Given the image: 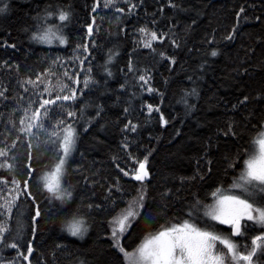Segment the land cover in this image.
<instances>
[{"label": "snow or ice", "instance_id": "1", "mask_svg": "<svg viewBox=\"0 0 264 264\" xmlns=\"http://www.w3.org/2000/svg\"><path fill=\"white\" fill-rule=\"evenodd\" d=\"M143 3L144 0H139V4ZM139 4L133 0H93L91 13L94 15L91 16V22L86 25V38L75 44L72 57L65 60L58 56L51 60L43 73H37L35 79L27 78L19 81L25 93L29 92L28 86H31L32 96L23 106L18 105L7 113L0 111V121L4 122L5 127V132H0V137H3L0 143L5 144L4 147H0V173L6 172L11 176L9 180L0 174V264H31L30 257L36 251L34 242L37 223L42 215L38 194H44L50 205L54 202L58 203L59 210L64 214L61 220V232L76 240H84L90 231L91 224L87 213L102 210L105 204L115 208L117 200H123L125 207L107 221L110 230L108 237L111 240L110 247L114 249V264H264V116L253 123V114L249 113L242 121L241 131H237L238 125L235 120L228 122L224 129H218L217 135L231 136L238 141L235 151L231 155L224 156V175L231 177L227 187L220 182L208 190L204 198L198 193H193L192 200L182 209V216L179 218L174 216L171 220L160 223L131 248L122 243V240L130 234L133 225L139 219L151 229L153 219L147 207L149 185L146 183L151 178L148 168L151 151H148L142 159L134 157L129 151L135 140L133 134H138L139 123L130 118L126 119L121 128L123 137L120 143V148L127 158L135 160L138 166L125 170L118 163L117 155L111 158L112 163L124 177L137 182L133 185L134 195L125 199L126 189L121 184L120 178L116 177L105 189L104 204L97 203L92 198L85 203L82 195L77 196V186L67 182L66 178L69 175L79 173L82 179L78 183L91 189L92 196H95L96 185L100 181L93 177L100 176V170L97 169L91 173V176L88 175V169L84 168L82 163H78L76 157L79 156L81 161L87 159L86 153L80 147L83 140L88 136L96 139L95 134L107 131L112 123L106 112L109 105L101 102L100 98L111 95L108 81L114 78V73L110 65L116 63L120 51L116 45L108 48L104 63L93 65L94 52L101 47L96 40L101 30L97 19L107 20L109 28L114 26L117 29L118 36L125 32V22L135 13ZM122 5H126L127 10ZM167 6L178 12L186 11L176 0H168ZM11 10L10 0H0V18L6 20ZM105 10L111 15L102 14ZM163 11L161 7L159 12L163 13ZM243 13L245 8L241 7L236 13L237 24L225 37L226 40H233L240 19H247L242 17ZM73 19L71 2L49 0L43 9H38L35 15L29 17L30 23L22 30L31 43L51 47L56 42L58 46L67 47L70 37L65 30ZM255 19L259 21L261 18ZM156 23L153 18L152 24ZM136 33L138 35L133 41L134 46L150 49L154 53L156 49L153 42L159 40L163 43L166 37L173 47H180L175 33L169 35L161 32L158 35L156 30L147 25L139 26ZM109 35H112L110 31ZM213 42L214 37L208 40L209 44ZM5 46L16 48L15 44ZM206 54L215 58L220 53L216 48H212ZM158 55L171 65L176 64L174 55L168 56L164 52H159ZM7 63L4 61L0 67ZM208 63L205 60L199 65L201 74L205 72ZM125 68V82L120 83L116 95V103H120L123 99L125 117L134 110L131 101L136 98L137 87L141 93L145 90L149 94L156 93L161 96V103L163 102V93L150 86L152 78L150 68L134 63L131 54ZM120 71L125 73V69ZM244 72L246 73L247 69H244ZM127 74L131 75L132 80L130 92ZM97 75L103 79H97ZM188 79L192 81L193 87L182 89V94L177 100V103L183 105L186 115L196 111L201 98L193 76H189ZM7 91V88L0 86V99L9 98L6 96ZM125 92H128L126 99L122 95ZM256 98L264 99L260 95ZM20 99L24 100V97L21 96ZM248 100L247 95L243 96L237 103L231 105V110L238 111L241 105L246 107ZM146 108L150 122L151 114L159 113L160 108L152 104H147ZM17 112L21 114L17 116ZM159 120L161 125L169 123L163 114L160 115ZM13 130L17 135L9 145L6 143L8 135L5 133L10 134ZM18 142L26 143L27 146L26 159L23 162L24 172L19 177L16 175L14 163L17 161V154L12 151L17 147ZM211 146L212 141L209 138L208 147ZM34 152L37 157L43 156L51 161L39 172L33 163ZM204 156H207V152ZM96 163L93 161V165ZM207 164L209 165L207 172L211 173L212 161L207 160ZM197 177L201 181L205 178L204 174L198 171L191 178L182 177L181 185ZM34 187L35 191H33ZM113 189L115 193L120 194L119 197L115 196ZM179 191L180 189H177V194ZM162 195L167 199L173 193L171 189H167ZM28 202L33 212L28 217L31 221L30 225L21 207V203ZM85 209L86 212L83 211ZM217 225L226 226L229 233L225 235ZM29 227L31 239L25 241ZM61 249L65 250V255L74 256L69 264H89L86 256L70 253L67 251L68 245L60 243H57L55 250L50 253L53 264H57L56 254ZM8 250H13L14 254ZM41 264H45L43 256Z\"/></svg>", "mask_w": 264, "mask_h": 264}, {"label": "trees", "instance_id": "2", "mask_svg": "<svg viewBox=\"0 0 264 264\" xmlns=\"http://www.w3.org/2000/svg\"><path fill=\"white\" fill-rule=\"evenodd\" d=\"M48 2L49 0H10L12 9L10 15L6 20L0 18V65H3L4 61L8 62L7 65L0 67V86L8 89L6 96L9 97L7 100L0 99V111L7 113L18 105L23 106L32 96V89L28 86L29 92L25 93L19 81L27 78L35 79L36 74L43 73L51 60L58 56L68 60L73 55L75 44L86 38V25L91 22V16L94 15L91 13L93 0H64L71 2L74 11V19L65 30L70 37L69 45L62 47L54 42L49 47L31 43L22 29L30 23L29 17L35 15L38 9H43ZM133 2L139 4V0ZM176 2L186 11L178 12L169 8L168 0H144V3L139 4L135 13L126 20L125 32L118 36L117 29L114 26L109 28L107 20L97 19L101 30L96 40L101 47L94 52L93 65L104 63L108 48L116 45L120 51L116 63L110 65L114 73V78L108 81L111 95L100 98L101 102L109 105L106 112L112 123L107 131L96 133V139L88 136L83 140L80 147L86 153L87 159L81 161L79 156L76 157L77 162L88 169V175L91 176L92 172L100 170V176L93 177L100 181L96 185L95 196H92L91 189L78 183L82 179L79 173H73L66 178L67 182L77 186V196L82 195L85 203L92 198L95 202L104 204L105 189L116 177L120 178L121 184L126 189L125 199L134 195L133 185L137 182L124 177L112 163L111 158L117 155L118 163L125 170L138 166L135 160L127 158L120 148V143L123 137L121 128L126 119L130 118L139 123L138 134H133L135 140L129 151L140 159L151 151L148 163L151 178L146 183L149 185L147 207L153 219L151 229L145 226L143 220H137L130 234L122 240V243L129 248L139 243L149 230H154L160 223L171 220L174 216L177 218L182 216V209L192 200L193 193H198L204 198L205 193L220 182L227 187L231 177L224 175V156L231 155L235 151L238 141L231 136L217 135L218 129H224L228 122L235 120L238 125L237 131H241L242 121L249 113L253 114V123L264 116V99L256 98L258 95L264 97V0H176ZM122 6L127 10L126 5ZM161 7L164 9L163 13L159 12ZM241 7L245 8L242 17L247 19L241 18L235 38L226 40L225 37L237 24L236 13ZM102 14L111 15L107 10ZM256 17L261 19L258 21ZM153 18L157 21L154 25ZM143 25L156 30L158 35L161 32L169 35L175 33L180 47H173L167 37L163 43L159 40L153 42L155 53L150 49L134 46L133 41L138 35L136 29ZM109 31L112 35H109ZM213 37L214 42L209 44L208 40ZM6 44H15L16 48L6 47ZM212 48H216L220 53L215 58L206 54ZM253 49L254 51H251ZM159 52H164L168 56L174 55L176 64L171 65L167 60L161 59ZM129 54L134 63L151 69L150 86L163 93V102L161 103V96L156 93L149 94L146 90L141 93L137 87L136 98L131 101L134 110L125 117L123 99L120 103H116V95L120 83L125 82V66ZM205 60L209 63L205 72L201 74L199 65ZM120 69H125V73ZM244 69H247L246 73ZM127 75L130 92L132 80L131 75ZM189 76H193L201 98L196 111L186 115L183 105L177 103V100L182 94V89L193 87L192 81L188 79ZM97 79L102 80L103 77L97 75ZM122 95L126 99L128 92ZM245 95L249 97L247 106L241 105L238 111H232L231 105ZM21 96L24 100L20 99ZM190 102L195 101L190 100ZM147 104L160 108L159 113L151 114L150 122L147 117ZM20 114L16 113L17 116ZM161 114L169 121L167 125H161L159 120ZM0 132H5L3 121H0ZM5 134L8 135L6 143L10 145L17 133L13 130L10 134ZM209 138L212 141L211 148L208 147ZM0 140H3V137H0ZM4 146V143H0V147ZM12 151L17 154V161L14 163L16 175L19 177L24 172L26 143L18 142L17 147ZM205 152H207L206 157ZM207 160L212 161L211 173L207 172L209 167ZM93 161L97 163L93 165ZM33 163L39 172L51 161L43 156L37 157L34 152ZM198 171L204 174L203 181L197 177L181 185L182 177L191 178ZM0 174L11 179L6 172ZM167 189H171L173 195L166 199L162 194ZM177 189H180L178 194ZM113 191L115 196L119 197L120 194L115 193L114 189ZM37 198L42 215L37 223L34 242L36 251L30 257L31 264H41L42 256L45 264H53L50 253L55 250L57 243L67 244V251L70 253L86 256L89 264H114V249L110 247L111 240L108 238L110 230L107 221L125 207L123 200L118 199L115 208L105 204L104 209L87 213L91 224L90 231L84 240H76L61 232V220L64 214L59 210L58 203L54 202L50 205L44 194H38ZM29 205L30 202L21 203L25 219L30 225L31 221L28 217L33 212ZM201 225L203 226V222ZM217 227L225 233L226 228L218 225ZM28 239H31L30 227L25 241ZM24 250L26 251V248ZM8 251L14 254L13 250ZM64 251L63 249L57 251V264H69V261L74 259V256L65 255Z\"/></svg>", "mask_w": 264, "mask_h": 264}, {"label": "rangeland", "instance_id": "3", "mask_svg": "<svg viewBox=\"0 0 264 264\" xmlns=\"http://www.w3.org/2000/svg\"><path fill=\"white\" fill-rule=\"evenodd\" d=\"M22 199V198H21ZM218 226H220V225H218ZM221 227H224V228H226V226H221ZM229 233V230L226 228V231H225V235H227ZM233 239H236V238H233ZM220 247H222V246H220Z\"/></svg>", "mask_w": 264, "mask_h": 264}]
</instances>
